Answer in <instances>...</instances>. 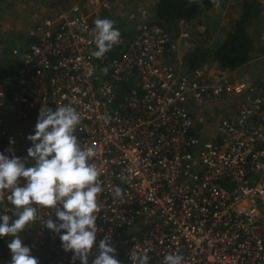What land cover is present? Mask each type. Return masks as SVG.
Segmentation results:
<instances>
[{"label":"built area","instance_id":"obj_1","mask_svg":"<svg viewBox=\"0 0 264 264\" xmlns=\"http://www.w3.org/2000/svg\"><path fill=\"white\" fill-rule=\"evenodd\" d=\"M113 10L110 0H78L37 25L12 57L0 47V153L33 166L27 137L41 108L72 106L83 117L75 135L96 148L91 162L104 189L88 264L106 236L121 264H132V250L146 252L148 264H164L169 253L184 264H264V95L212 63L178 72L168 61L177 41L146 10L132 38L116 23L119 44L94 57V22ZM227 97L240 100L236 119L203 138V109ZM8 194L0 215L14 220ZM33 206L42 220L30 223L31 255L39 264H81L63 250V230L45 226L59 223L55 213ZM4 238L0 264H10Z\"/></svg>","mask_w":264,"mask_h":264},{"label":"clouds","instance_id":"obj_2","mask_svg":"<svg viewBox=\"0 0 264 264\" xmlns=\"http://www.w3.org/2000/svg\"><path fill=\"white\" fill-rule=\"evenodd\" d=\"M94 23L92 35L97 50L92 55L102 58L119 44L121 32L110 19H97ZM82 119V114L72 106L57 105L53 110L45 105L40 110L35 134L27 137L32 142L28 157L35 161L34 165L26 166L24 159L0 153V201L9 193L7 200L14 206L16 216L13 220L7 214L0 215V237H12L8 243L10 264H39L20 237L26 226L42 220L33 205L55 213L59 223L49 218L43 221L45 226L58 234L63 230V250L73 252V260L88 264L98 232V197L104 189L99 180L101 173L91 162L97 156L96 148L83 147L75 135ZM9 142L14 140L10 138ZM20 178L26 180L24 186H20ZM115 192L120 195L121 189L117 187ZM98 248L99 254L92 264H121L115 258L116 249L109 237L101 240ZM130 259L132 264H148L150 258L146 252L132 250ZM164 264H184V257L169 253Z\"/></svg>","mask_w":264,"mask_h":264},{"label":"rangeland","instance_id":"obj_3","mask_svg":"<svg viewBox=\"0 0 264 264\" xmlns=\"http://www.w3.org/2000/svg\"><path fill=\"white\" fill-rule=\"evenodd\" d=\"M110 1L114 4V10L105 18L114 21L115 24L119 23V27L126 37L132 38L134 26L137 22L144 20L141 16L143 10L147 11L150 21L164 28L152 14V6L156 0ZM77 2L78 0H64L59 5L55 0H0V47L6 48L4 57L6 55L12 57L9 52L11 48L27 46L34 28L50 16L56 17L60 7L68 8ZM243 2V0H213V7L206 14L192 20L177 22L173 28L174 33L171 34L177 41L178 50L169 57V63L178 72H186L188 67L185 61L188 55L199 50L210 52L213 51L212 49H216L234 29L236 20L242 14ZM260 2L262 12L248 26V33L253 42H255L254 39L258 40L256 44L260 48L257 47L256 53H253L250 62H248L246 69L248 75L243 80L253 82L258 92L264 95V0H260ZM132 14L136 15V19H130ZM212 64L216 67L214 63ZM228 71L233 79H241V77H234L232 71ZM239 105L240 100L233 97L221 98L217 102L208 103L202 112L207 122L204 127H200L203 133L202 137L213 138L216 136V128L220 122L234 121ZM31 234H33V228L29 224L20 233L24 245L29 246ZM11 239V236L4 238V248L9 262H11V252L8 243Z\"/></svg>","mask_w":264,"mask_h":264},{"label":"trees","instance_id":"obj_4","mask_svg":"<svg viewBox=\"0 0 264 264\" xmlns=\"http://www.w3.org/2000/svg\"><path fill=\"white\" fill-rule=\"evenodd\" d=\"M243 11L236 20L234 29L213 51H195L188 55L185 63L188 71L201 68L212 62L222 70L234 71L248 64L255 52L254 42L248 33L252 20L262 12L260 0H243ZM213 7V0H158L155 18L164 28L174 33V25L182 20H192L206 14Z\"/></svg>","mask_w":264,"mask_h":264},{"label":"crops","instance_id":"obj_5","mask_svg":"<svg viewBox=\"0 0 264 264\" xmlns=\"http://www.w3.org/2000/svg\"><path fill=\"white\" fill-rule=\"evenodd\" d=\"M158 2V0H156L154 3H153V6H152V14L155 15V6H156V3ZM202 16V15H201ZM199 16V17H201ZM198 18V17H197ZM197 20V19H196ZM254 39V38H253ZM254 43H255V50H257V47L260 48V46H258V44H256V42H258L257 39H254ZM264 41V40H263ZM221 43V42H220ZM264 43V42H263ZM216 47V46H215ZM215 49V48H214ZM212 49V50H214ZM256 53V51L254 52V54ZM250 62V61H249ZM248 67V64L240 67L239 69L237 70H234L232 71V75L235 77L237 76L238 78L241 77V79H244L245 77H247V72H246V69ZM250 76V75H249ZM236 77V78H237Z\"/></svg>","mask_w":264,"mask_h":264}]
</instances>
